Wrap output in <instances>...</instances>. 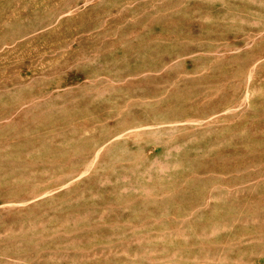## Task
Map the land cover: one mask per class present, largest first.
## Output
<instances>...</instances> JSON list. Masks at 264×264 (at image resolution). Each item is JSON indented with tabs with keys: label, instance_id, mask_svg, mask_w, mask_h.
Here are the masks:
<instances>
[{
	"label": "rangeland",
	"instance_id": "374dc122",
	"mask_svg": "<svg viewBox=\"0 0 264 264\" xmlns=\"http://www.w3.org/2000/svg\"><path fill=\"white\" fill-rule=\"evenodd\" d=\"M0 264H264V0H0Z\"/></svg>",
	"mask_w": 264,
	"mask_h": 264
}]
</instances>
